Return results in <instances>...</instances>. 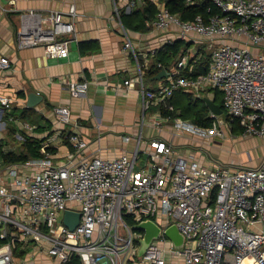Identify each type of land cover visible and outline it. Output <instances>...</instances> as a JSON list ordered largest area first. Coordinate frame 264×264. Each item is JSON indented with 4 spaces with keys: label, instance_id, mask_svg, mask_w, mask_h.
<instances>
[{
    "label": "built area",
    "instance_id": "1",
    "mask_svg": "<svg viewBox=\"0 0 264 264\" xmlns=\"http://www.w3.org/2000/svg\"><path fill=\"white\" fill-rule=\"evenodd\" d=\"M139 1L131 0L128 6ZM201 1L212 2L220 13L184 20L156 1L157 13L150 25L160 31L176 28L184 40L193 34L207 40L211 53L206 72L192 74L189 61L202 47H190L165 83L146 88L148 65L139 59L123 26L124 49L137 59L138 71L124 85L140 84L145 111L176 91L194 99L204 98L207 91L222 93L229 120L211 111L214 121L209 127L164 117L161 122H173L175 137L188 132L202 140L224 139L233 122L241 128L242 138L264 137V0L185 3ZM115 11L119 13L118 7ZM69 13L77 16L74 4ZM74 35V23L61 12L30 10L20 16L17 42L20 48L41 46L48 57L65 58L67 36ZM218 39L227 41L214 45ZM155 53L156 49L151 51ZM9 68L10 58L1 56L0 71ZM64 82L73 96L84 94L90 85L88 80ZM0 102L1 122L12 99L2 95ZM56 114L63 123L72 122L69 108H56ZM10 119L28 131L36 128L17 116ZM141 136L131 152L78 160L89 143L79 132L66 131L64 139L73 149L68 161L55 163L45 145L41 156L0 167V264H29L30 246L46 251L58 264H174V254L182 257L178 264H264V162L245 168L219 161L203 166L174 155L173 142L154 139L143 150ZM131 139L123 136L125 142ZM67 210L80 213L74 229L64 223ZM146 220L162 229L164 239H154L140 255L144 232L133 226ZM173 225L184 236L181 248L164 234Z\"/></svg>",
    "mask_w": 264,
    "mask_h": 264
},
{
    "label": "crops",
    "instance_id": "2",
    "mask_svg": "<svg viewBox=\"0 0 264 264\" xmlns=\"http://www.w3.org/2000/svg\"><path fill=\"white\" fill-rule=\"evenodd\" d=\"M130 1L14 0L11 3L10 0H0V57L6 56L11 60V68L0 71V96H9L12 99L9 111H13L14 114L21 113L27 107L32 108L29 112V122L36 123L32 124L40 127L28 131L19 122L8 120L5 111L0 122V142L4 144V150L21 153L12 148L9 141L17 139L22 143L24 139L19 136H30L41 141L40 152L43 146L48 145V152L51 153L53 161L61 163L68 161V154L73 151L64 139L66 131L79 132L89 143V147L78 154V160L96 156L113 157L123 152H131L137 147L138 139L142 135L140 147L143 150L150 147L151 140L160 139L173 142L174 155L191 158L199 165L212 166L214 161L227 163L226 159H220V153H204L200 156L183 153L179 146L185 133L181 132L175 137L174 132H171L172 128L167 127L168 123L161 122L164 116L161 114L160 104L153 105L146 111L143 110V100L139 93L140 84L136 81L130 88L124 85V81L135 78L138 71L137 59L131 52L124 49L121 13H130L142 7L145 2L141 0L135 7L130 8L128 6ZM152 1L156 6V1L162 2ZM73 4L77 11L75 17L69 13ZM116 7L119 13L115 11ZM30 10L44 13L59 11L64 15V19L74 23L75 35L67 36L69 39L67 57H48L41 46L29 48L18 46L17 29L20 16ZM151 22H147L150 30L146 32L126 28L139 54V59L149 68L156 58L151 54L152 50L161 49L166 43L179 39L176 28L160 31L154 29L150 25ZM185 41L191 47L203 48L201 44L207 40L193 34L190 40ZM225 41L227 40H215L214 45ZM81 42H87L90 45L84 53L80 49ZM97 46L99 48L94 50L93 48ZM158 66L160 65L157 62L155 67ZM155 76L145 80L146 88L157 89L165 83L167 77L155 79ZM64 80H88L89 89L82 95L73 96ZM216 92L207 91L204 97L214 99ZM31 93L42 97L34 106L28 105ZM220 95L222 96L221 92ZM59 107L69 108L71 123L65 124L59 119L56 114V108ZM114 114H118L119 117L114 125L103 122V120L108 122V118ZM147 117L149 124L154 127L153 133L150 132L151 126L145 125ZM155 120H157L156 126L153 123ZM159 122L161 124L158 127ZM124 135H130L132 139L125 142ZM196 138L201 142H209V140ZM2 166L4 165L0 159V167ZM28 258L29 264H58L46 251H41L38 247L29 252Z\"/></svg>",
    "mask_w": 264,
    "mask_h": 264
},
{
    "label": "trees",
    "instance_id": "3",
    "mask_svg": "<svg viewBox=\"0 0 264 264\" xmlns=\"http://www.w3.org/2000/svg\"><path fill=\"white\" fill-rule=\"evenodd\" d=\"M142 7L132 10L130 13H121V21L125 28L135 31H149L150 27L147 25L148 21H153L156 13L157 6L152 0H144ZM164 2L169 9L178 14L184 20H192L197 15L208 17L212 14L220 13V10L210 1H201L192 5H187L185 0H160ZM89 43L81 42L80 49L82 53L88 50ZM191 46L184 39H177L166 43L161 49L156 50L155 61L150 65V68L145 69L144 80L151 78L158 74L161 69L165 68L170 71L171 68L177 63L179 57L186 52ZM93 48V47H91ZM99 46L93 48L98 49ZM160 66L155 67L156 63ZM210 64V54H206L205 49L201 48L198 54L193 56L189 61V67L193 66L192 74L197 75L206 72ZM183 73H187L185 70ZM215 102L223 109V99L220 92L215 94ZM32 108H25L21 113L14 114V112L6 110V118L10 120V116L14 115L22 120L29 121V112ZM161 114L164 117H181L183 119H190L200 126L209 127L212 125L214 118L210 115V110L202 99H194L191 94L182 91L176 92L172 98L160 104ZM225 112V110H224ZM226 119L229 120L228 114ZM13 123V122H12ZM40 127H36L39 129ZM233 134H240L241 128L237 122H233L231 126ZM22 141L23 151L16 153L12 150H4V144L0 142V159L3 165L11 163L25 162L30 158L41 156L40 142L32 137L24 136ZM133 223V222H132Z\"/></svg>",
    "mask_w": 264,
    "mask_h": 264
},
{
    "label": "rangeland",
    "instance_id": "4",
    "mask_svg": "<svg viewBox=\"0 0 264 264\" xmlns=\"http://www.w3.org/2000/svg\"><path fill=\"white\" fill-rule=\"evenodd\" d=\"M209 42L205 41L201 45H203V48H205L206 54L211 53L210 46L208 44ZM223 118H226V112H223V114L220 115ZM109 121L106 122L103 120V122L107 125H114V122H118V114H114L113 116H110L108 118ZM155 120L154 126H156ZM31 122V121H30ZM33 123V122H31ZM150 121L148 117L146 118L145 125L148 126ZM36 124V123H33ZM167 127L172 128L171 132H175V127L173 122H169L167 124ZM111 127V126H110ZM151 133H153L154 127L151 126ZM170 131V130H169ZM229 131V132H228ZM227 131V136L224 139L220 138H214V140L208 141H198L196 136L194 134H190L188 132H184L185 134L182 137V141L180 142L179 148L183 153L186 154H194L196 156H200L202 154H208V153H220V159L227 160V164H231L234 167L237 168H245V167H251L259 165L260 163L264 162V137H254V136H247L240 138V135L237 137L234 136L230 129ZM186 136V137H184ZM212 141V142H210ZM12 148L23 151V145L21 142L16 140L9 141ZM218 157V156H217ZM159 221V220H157ZM158 239H164L163 237H160ZM161 246L164 245V243L161 241L159 243ZM32 246L28 248V251H32ZM172 263L178 264L182 261V257L178 254H174Z\"/></svg>",
    "mask_w": 264,
    "mask_h": 264
},
{
    "label": "water",
    "instance_id": "5",
    "mask_svg": "<svg viewBox=\"0 0 264 264\" xmlns=\"http://www.w3.org/2000/svg\"><path fill=\"white\" fill-rule=\"evenodd\" d=\"M168 73L165 69H162L161 72L155 79H162L167 77ZM42 97L36 93H31L28 99V105L34 106L41 100ZM203 100L207 104L209 110L213 112L215 115L223 114V108L215 102L214 99L210 97H204ZM80 220V213L67 210L64 216V223L70 227V229H74ZM134 230H139L144 232L143 238L140 240V247H139V254H143L148 246L154 239H157L162 234V229L152 220H146L141 223H138L133 226ZM164 234L171 239L177 248H181L184 244V236L178 231L175 225L169 227L167 230L164 231Z\"/></svg>",
    "mask_w": 264,
    "mask_h": 264
}]
</instances>
